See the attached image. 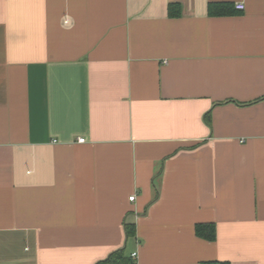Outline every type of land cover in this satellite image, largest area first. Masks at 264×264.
Wrapping results in <instances>:
<instances>
[{
  "label": "crops",
  "instance_id": "crops-1",
  "mask_svg": "<svg viewBox=\"0 0 264 264\" xmlns=\"http://www.w3.org/2000/svg\"><path fill=\"white\" fill-rule=\"evenodd\" d=\"M120 250L264 264V0H0V264Z\"/></svg>",
  "mask_w": 264,
  "mask_h": 264
},
{
  "label": "trees",
  "instance_id": "trees-1",
  "mask_svg": "<svg viewBox=\"0 0 264 264\" xmlns=\"http://www.w3.org/2000/svg\"><path fill=\"white\" fill-rule=\"evenodd\" d=\"M204 228H209V229H203ZM126 229V234L127 236H131L133 235V227L131 225H126L125 226ZM196 232L197 234L202 237L203 239L210 241L213 240L215 238V231L213 227H200V226H196ZM124 256H123V251H116L113 252L109 255L108 258H106L103 261H100L96 264H124ZM203 264H229L228 262L226 263H220V262H211V263H203Z\"/></svg>",
  "mask_w": 264,
  "mask_h": 264
},
{
  "label": "built area",
  "instance_id": "built-area-1",
  "mask_svg": "<svg viewBox=\"0 0 264 264\" xmlns=\"http://www.w3.org/2000/svg\"><path fill=\"white\" fill-rule=\"evenodd\" d=\"M236 8H237L238 10H241V9H243V6H242V5H237ZM78 142H79V143H84V139H83V138H80V139L78 140ZM133 200H134V197H131V198H130V202H133Z\"/></svg>",
  "mask_w": 264,
  "mask_h": 264
}]
</instances>
